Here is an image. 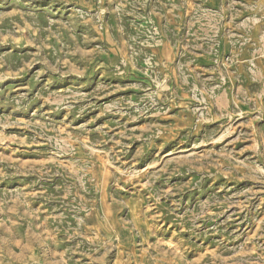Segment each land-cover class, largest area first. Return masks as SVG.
Masks as SVG:
<instances>
[{
  "label": "rangeland",
  "instance_id": "1",
  "mask_svg": "<svg viewBox=\"0 0 264 264\" xmlns=\"http://www.w3.org/2000/svg\"><path fill=\"white\" fill-rule=\"evenodd\" d=\"M261 1L0 0V264H264Z\"/></svg>",
  "mask_w": 264,
  "mask_h": 264
},
{
  "label": "crops",
  "instance_id": "2",
  "mask_svg": "<svg viewBox=\"0 0 264 264\" xmlns=\"http://www.w3.org/2000/svg\"><path fill=\"white\" fill-rule=\"evenodd\" d=\"M240 1H243V2H245V1H261V0H240ZM262 2V1H261ZM263 3V2H262ZM263 5H264V3H263ZM263 76H264V70H263Z\"/></svg>",
  "mask_w": 264,
  "mask_h": 264
}]
</instances>
